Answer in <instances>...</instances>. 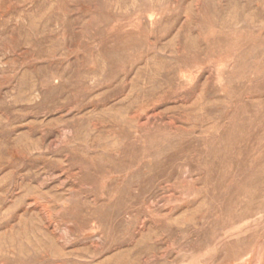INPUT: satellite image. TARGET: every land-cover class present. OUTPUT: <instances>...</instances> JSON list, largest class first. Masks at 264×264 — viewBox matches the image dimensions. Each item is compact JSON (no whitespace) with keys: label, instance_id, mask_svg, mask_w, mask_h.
Instances as JSON below:
<instances>
[{"label":"rangeland","instance_id":"374dc122","mask_svg":"<svg viewBox=\"0 0 264 264\" xmlns=\"http://www.w3.org/2000/svg\"><path fill=\"white\" fill-rule=\"evenodd\" d=\"M0 264H264V0H0Z\"/></svg>","mask_w":264,"mask_h":264}]
</instances>
